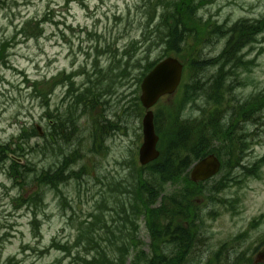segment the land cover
Returning a JSON list of instances; mask_svg holds the SVG:
<instances>
[{"label": "rangeland", "instance_id": "374dc122", "mask_svg": "<svg viewBox=\"0 0 264 264\" xmlns=\"http://www.w3.org/2000/svg\"><path fill=\"white\" fill-rule=\"evenodd\" d=\"M142 2L143 0H5V4H0V43L5 44L7 52L5 48L4 50L9 63L7 67L0 66V145H5L12 139L15 143L16 137L23 130L27 131L35 125L40 126L44 133L47 132L45 121L41 120L43 110L40 101L30 99L32 90L27 89L23 77L35 82L47 80L63 71L74 70L78 71L76 86L80 89L86 80L85 73L90 74L92 71L93 59H99L104 69L107 67L106 56L99 57V53L110 52L114 58H118L122 49L139 40ZM210 3L198 11V17L203 21L210 19L216 25L226 23L231 26L240 20L259 21L264 17V0H211ZM142 12L147 13L146 9ZM44 15H47V23L44 25L43 35L26 40L16 35V30L25 21L40 19ZM28 31L32 32V27ZM212 39L211 43L206 42L202 46L201 56L205 59L215 57L224 49L226 38L216 40L213 34ZM256 39L261 40L260 47L264 49V26L262 34ZM260 51L258 49L251 54L250 60L255 61V67L248 76L251 83L236 91L238 108L243 105V101L255 99L256 102L260 99L259 94L264 91V50L262 53ZM152 55L155 59L158 54ZM120 89L119 95L123 93L126 98L123 101L117 96L102 99L107 104L105 116L119 127L118 131L110 134L104 141L107 148L104 156L89 153L90 127L85 124L87 130L83 125L78 149L84 159L73 168L77 171L84 163L89 172L83 175L79 185L69 182L61 186L63 196L67 198L66 204L56 193L42 188L44 206L34 202L29 208L26 205L28 197L39 193H31L34 188L30 189L29 186H25L22 191L0 169V261L14 257L18 264H72V260L55 250L48 249L46 254L41 252L47 249L54 238L62 243H72L77 234L78 223L88 219L92 212L103 213L111 225L112 221L115 224L121 202L134 191V174L130 169L131 161L137 160V138L134 135L137 122L121 117L120 112L121 106L127 104V98L132 101L136 93L134 78L130 77ZM62 92L61 87L54 90L50 98L51 107L58 105ZM176 94L164 98L155 109L171 103ZM187 115L197 116L195 112H188ZM118 117L121 118L120 123ZM246 131L249 134L257 132L252 139L248 138L249 151L246 159L250 166L256 159L264 156V122L257 129L249 125ZM28 143L31 146L35 143L40 146L43 144L36 137ZM25 145L20 149L24 150L29 161L32 156L36 157L31 162L37 172L48 171L49 166L57 164V159H60L55 155V150L41 154ZM96 178L99 180L96 181ZM166 188L170 189L168 186ZM22 195H25V202L18 201ZM221 196L226 201L223 205L206 207L202 228L203 246L191 249L186 264H209L217 254H221L227 264H248L246 261L249 259L257 264H264V216L258 220L264 215V167L258 179L240 180L239 186L228 188ZM104 199L106 204L102 205ZM230 206L233 207L232 210ZM211 211L217 215L211 214ZM34 215L40 221L36 231H32L30 225ZM252 222L257 224L255 229L250 228ZM139 236L144 250H147L149 240L143 227ZM235 253L245 255V259L236 263L232 258Z\"/></svg>", "mask_w": 264, "mask_h": 264}, {"label": "trees", "instance_id": "16d2710c", "mask_svg": "<svg viewBox=\"0 0 264 264\" xmlns=\"http://www.w3.org/2000/svg\"><path fill=\"white\" fill-rule=\"evenodd\" d=\"M208 2L209 0H154V2L146 0L142 10L146 9L147 13L141 12L140 17L141 40L138 42L133 41L128 47L122 49V53L118 58H114L112 55L108 68L102 69L98 67L94 74H86V80L80 90L74 89L76 84L73 79L74 74L63 76V85L67 88L64 97L66 108L60 114L57 113L55 117L52 113L47 114L48 119H53L49 134L51 139L45 138L43 146L38 143L31 146L28 142L34 137L37 138L35 131L33 129L23 131L16 137L15 143L12 140L9 144L0 145V169L5 170L8 160L7 153L25 158L24 150L20 149L24 144L30 150L39 151L41 154L44 151H53L54 147L61 151L62 146L67 148L71 146V153L73 154L70 156V160L66 159L55 170L37 174L34 169H31L34 166L31 161L36 158L32 156L30 161L26 159V163L24 162L23 166L13 163L11 167L9 166L7 172L10 177L26 181L31 177L30 173H33L31 182L39 186H48L54 190H57L60 184L70 178H75V180L81 178V171L79 173L68 171L69 164L70 166L77 164L81 157V153L75 146V143H79V123L82 120V112L79 105L82 106L83 115L88 117V112L95 114L98 110L100 111L104 96L116 94L123 87V83L136 71L140 72L139 77L136 79L137 84H139L141 78L157 63L150 62V55L156 50H159L160 58L162 59L175 56L184 60L182 45L186 37L188 36L193 41H200L202 38L201 29L198 26L195 15L197 9ZM237 36L238 38H232L227 45L225 53L227 60H229L230 53L237 52L241 39L249 37L245 44L252 41L253 32L240 30ZM3 51L4 49L1 48L0 56ZM47 94L45 93L43 96L46 103H48ZM133 102L132 108H139L136 98ZM180 106H182V103ZM180 106L171 111L167 125L159 130L162 143L161 155L160 159L151 165L153 179L145 180V178H139L143 189L149 191V193H145V199L139 200V205L140 210H143L148 217L147 227L150 232L153 230L156 233L159 230L157 224L160 223V213H167L168 215L170 207L195 204L193 200L199 195V188L181 178L183 171L192 162L190 152L194 151L196 147L202 154L200 157H204L209 153L218 156L217 151L219 150L213 148L210 141L218 139L223 134V129L216 127L213 116H211L210 123H206L202 129H200V126L196 128L197 130L191 132L179 121ZM135 111L137 112V110ZM93 125L95 124L93 123ZM108 125L111 124L108 123ZM91 139L92 152L99 154V137L95 129H93ZM190 141L195 143L191 144ZM12 144H16L14 145L15 149ZM227 150L230 151L231 147H228ZM197 157L198 155L195 158ZM262 164L263 161L254 164L252 167L253 175L259 174ZM167 182H170L173 186L176 185L180 190L177 192L173 191V195L170 194L167 197L168 193H165ZM223 186L224 182L222 180L214 182L208 188L209 193H216ZM162 193L166 194V197L163 198L161 209L149 210L148 205L154 204L157 197ZM56 194L59 195L61 193ZM40 198V195L31 196L26 203L28 205H33L34 202L38 203L37 201L40 203ZM60 198L66 203L65 198L62 196ZM105 204L106 200L104 199L102 205ZM88 216L92 218L91 221H88V219L78 223L77 235L72 247L68 249L61 248L60 250L66 252L68 256L72 255V250L76 251L74 261L78 260L77 264H125V260L120 258V253L124 254L125 252L124 243L122 242L120 245V223L117 222V224L113 225L112 221L111 225L102 214ZM176 243L179 245L177 241ZM130 245L132 248L137 249V243L132 242ZM126 248H129L128 245ZM242 259H245V256L236 259V261ZM246 262L253 264L250 260ZM131 264H180V262H175L172 259L169 260L166 256L156 254L151 259L140 260L134 258ZM221 264H227V262L222 261Z\"/></svg>", "mask_w": 264, "mask_h": 264}, {"label": "water", "instance_id": "95a60500", "mask_svg": "<svg viewBox=\"0 0 264 264\" xmlns=\"http://www.w3.org/2000/svg\"><path fill=\"white\" fill-rule=\"evenodd\" d=\"M181 66L174 60H166L158 65L143 81L141 85L142 96L140 101L144 108L149 109L157 100L165 95L171 94L177 87ZM144 143L140 150V163L147 164L158 157L156 143L158 141L154 134L152 124V113H147L143 119ZM219 164L212 156L199 162L191 173L193 182L204 181L217 173Z\"/></svg>", "mask_w": 264, "mask_h": 264}, {"label": "flooded vegetation", "instance_id": "af4514ba", "mask_svg": "<svg viewBox=\"0 0 264 264\" xmlns=\"http://www.w3.org/2000/svg\"><path fill=\"white\" fill-rule=\"evenodd\" d=\"M197 208H195V210H196ZM198 224L200 223V222H197Z\"/></svg>", "mask_w": 264, "mask_h": 264}]
</instances>
